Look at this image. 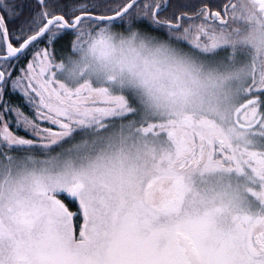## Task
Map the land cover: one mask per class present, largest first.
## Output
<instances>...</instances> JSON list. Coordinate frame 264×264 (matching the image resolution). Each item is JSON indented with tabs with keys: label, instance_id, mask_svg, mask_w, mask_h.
Here are the masks:
<instances>
[{
	"label": "snow or ice",
	"instance_id": "6c2138e0",
	"mask_svg": "<svg viewBox=\"0 0 264 264\" xmlns=\"http://www.w3.org/2000/svg\"><path fill=\"white\" fill-rule=\"evenodd\" d=\"M0 264H264V0H0Z\"/></svg>",
	"mask_w": 264,
	"mask_h": 264
}]
</instances>
